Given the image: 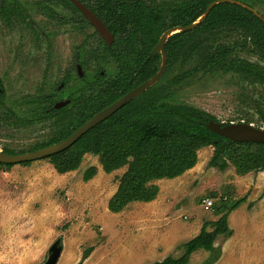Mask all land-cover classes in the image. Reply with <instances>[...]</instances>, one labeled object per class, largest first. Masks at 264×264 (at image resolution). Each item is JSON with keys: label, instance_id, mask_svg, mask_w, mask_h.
<instances>
[{"label": "trees", "instance_id": "trees-1", "mask_svg": "<svg viewBox=\"0 0 264 264\" xmlns=\"http://www.w3.org/2000/svg\"><path fill=\"white\" fill-rule=\"evenodd\" d=\"M82 1L98 8V14L115 34L112 45H107L101 37L97 45L88 47L85 43L83 65L95 60L101 67L92 76L86 74L82 78V95L77 96L76 92L70 95L71 101L61 108L54 107L61 97L58 91L33 92L10 101L0 79V127L48 123L50 132L35 142L30 151L66 139L97 112L159 70L161 53L155 52L154 47L165 30L193 23L210 3L219 1L195 27L168 37L167 67L157 83L90 128L73 144L44 159L61 174L77 169L87 153L99 156L107 173L126 166L116 192L108 201L112 212L122 211L133 201L155 199L160 189L156 181L177 177L194 167L198 151L206 146L213 147L210 167L224 171L234 165L242 175L264 170V142L236 141L222 136L208 127L209 121L222 124L230 121L222 122L202 108L175 100V87L200 72L239 74L264 86V19L249 8L256 6V0ZM241 53L256 56L259 61ZM109 62L115 66L112 74L106 70ZM176 66L181 71L165 82L167 73ZM259 112L264 126V111ZM245 121L252 122L248 118ZM4 151L16 153L8 148ZM13 164L0 162V165ZM97 171L96 165L89 166L83 172V179H91ZM247 199L248 193L235 200L223 196L219 204L212 206L219 217L204 221L196 236L179 245L184 249L181 256L168 255L152 264H189L191 255L199 249L210 252L200 264H214L222 254L221 246L215 244L217 236L233 235L229 214ZM209 226L212 230H208ZM92 250H85L81 263Z\"/></svg>", "mask_w": 264, "mask_h": 264}, {"label": "rangeland", "instance_id": "rangeland-1", "mask_svg": "<svg viewBox=\"0 0 264 264\" xmlns=\"http://www.w3.org/2000/svg\"><path fill=\"white\" fill-rule=\"evenodd\" d=\"M23 1L28 4V0ZM35 1L31 0V5ZM256 9L264 15V0H256ZM31 18L37 26L47 25L52 33L41 39L32 59L29 50L37 49L32 34L26 29L5 28L0 20V78L10 101L28 93L56 90L71 67L76 46L84 39V35L55 27L45 14L33 13ZM241 54L259 61L256 56ZM93 68L91 64L86 70L92 72ZM180 71L178 66L172 68L165 82ZM74 77L73 82L79 83ZM175 100L202 108L224 122L248 118L256 126H263L259 111H264V86L239 74H195L175 87ZM49 132L48 123L0 127V149L30 151ZM212 152V146L201 148L194 167L174 179L157 180L160 191L156 202L135 201L119 214L111 213L108 201L126 166L106 173L99 156L91 153L84 156L77 169L62 174L44 158L0 165V264H43L54 243L62 248L57 264H82L85 260H80L89 248L100 250L94 264H121L130 256V245L138 251L140 244L160 254L153 257L155 261L168 255L179 257L184 251L179 245L198 234L204 221L219 217L213 207L203 206L202 199L210 197L214 204H219L223 196L235 200L247 193V201L235 209L247 215L246 221L236 218L235 222H248V228L232 244L229 237L217 236L215 244L221 246L223 255L217 264H264V170L242 175L230 165L221 171L208 165ZM91 165H96L98 171L85 181L83 172ZM255 183H259L257 189ZM154 211L158 215L152 214ZM253 222L262 224L261 230H256L258 240L252 235L257 234L251 226ZM185 227V240L172 237ZM233 230L234 235L236 229ZM170 238L172 244L166 250L163 244ZM209 254L199 249L191 255L189 264H200ZM150 260L144 264H152Z\"/></svg>", "mask_w": 264, "mask_h": 264}, {"label": "flooded vegetation", "instance_id": "flooded-vegetation-1", "mask_svg": "<svg viewBox=\"0 0 264 264\" xmlns=\"http://www.w3.org/2000/svg\"><path fill=\"white\" fill-rule=\"evenodd\" d=\"M79 1L84 3L89 9H91L99 17V19H101V21L106 25L109 31H111V33L113 34V41L110 44H108L105 41L103 36L97 30L96 26L90 22V20L84 15L83 11L76 5V3L73 0H70V2H68L67 0H54V1L36 0L33 5H31V0L27 1L28 4H24L23 0H0V20L3 23L4 27L8 29L11 28L12 29L18 28L21 30L26 29L29 31L30 34H32L34 38V45L37 47V49L31 50L30 48L29 52L31 53V59L33 58L32 54H34L36 50H39L40 45L42 43L41 39L50 37L52 35V33L47 29L46 27L47 25L40 24L37 26V22L32 21L31 16L33 13L45 14L49 18L48 20L50 21L51 24L53 23L55 27L63 28L64 31L68 30L70 34H74L81 37L84 35L83 42L79 43L76 46L75 51L72 54L71 67L65 71L63 80L60 82L57 88L58 90L57 89L53 90L54 92L58 91L59 95L61 96L59 99L55 101L54 103L55 108H58L55 106V104L59 101L68 100V102L66 103L68 104L71 101V98H69V96L74 95L75 92L77 96L82 95V78H84L86 74L88 76H92L96 72V70L99 67H101L96 63L95 60L94 61L90 60L87 66L83 65V59H84L83 52H84L85 43L86 46L88 45V47H90L91 44L97 45L98 44L97 39L99 37H101L107 45H112V43L115 41V34L113 33L110 25L106 22L105 18H102L98 14L99 9L92 8L90 2L87 3L82 0ZM93 2L95 1H91V3ZM47 4H49L50 6L49 5L47 6ZM31 7H32V12H31ZM249 8L264 19V15L256 9V6ZM88 42H90L91 44H89ZM161 62H162V55H161ZM91 64L94 65L92 72L86 70V68H89ZM114 68L115 66L113 62H109L107 64L106 70H108L109 74H112L115 71ZM101 73L104 74V70H101ZM74 76L77 77L79 83L73 82L75 80ZM249 123H253V122H249ZM262 127L264 128V126Z\"/></svg>", "mask_w": 264, "mask_h": 264}, {"label": "water", "instance_id": "water-1", "mask_svg": "<svg viewBox=\"0 0 264 264\" xmlns=\"http://www.w3.org/2000/svg\"><path fill=\"white\" fill-rule=\"evenodd\" d=\"M76 5L83 11L84 15L90 20L92 24H94L100 34L103 36L105 41L110 44L113 41V34L106 25L99 19V17L89 9L84 3L80 2L79 0H73ZM224 1H232L235 0H224ZM219 1H213L209 4L206 11L193 23L185 25V26H174L162 33L158 43L156 44L154 51L161 52L162 55V62L159 67V70L150 78L139 84L138 86L131 89L129 92L121 96L119 99L105 107L104 109L97 112L91 118H89L85 123H83L79 128H77L70 136L66 139L61 140L60 142L45 146L40 149L31 150L22 153H9L0 149V162L4 163H21L23 161H32L36 159L44 158L52 153H55L59 150H62L69 145L73 144L82 134L87 132L90 128L97 125L102 120L109 117L127 102L153 86L164 74V71L167 67V53H166V41L170 35L175 32L181 30H189L195 27L200 21H202L206 15L209 13L210 9L214 6V4L218 3ZM67 101H59L55 104L56 107H61L65 105ZM208 127L232 140L236 141H255V142H264V128L257 127L253 123L240 121V122H229L226 124H222L221 122L210 120L208 123ZM50 255L45 263L43 264H57L58 259L61 255L62 248L57 244L54 243L49 248Z\"/></svg>", "mask_w": 264, "mask_h": 264}, {"label": "crops", "instance_id": "crops-1", "mask_svg": "<svg viewBox=\"0 0 264 264\" xmlns=\"http://www.w3.org/2000/svg\"><path fill=\"white\" fill-rule=\"evenodd\" d=\"M252 172V171H251ZM260 172V171H259ZM107 173V172H106ZM252 175H253V177H256L257 179H258V177H260V176H255L254 175V173H252ZM174 179V178H173ZM90 180V179H89ZM159 180H166V179H164V178H162V179H159ZM258 180H260V179H258ZM258 186H259V183H255V186H254V188L255 189H257L258 188ZM160 191V190H159ZM159 194V193H158ZM158 194H157V197L155 198V199H153V200H151V201H142V202H156L157 200H158ZM133 202H135V201H133ZM132 203V202H131ZM130 204V203H129ZM128 204V205H129ZM154 210H158L157 208L156 209H154ZM120 212H122V211H120ZM120 212H112L111 211V213L112 214H119ZM158 212H159V210H158ZM152 214H155V215H158V213L157 212H152ZM247 216V215H246ZM246 216H245V213H242V212H240V213H237L236 212V210L234 211H232L230 214H229V224H230V226L232 227V228H235L236 229V232H235V234L234 235H232V236H230L229 238L230 239H228V241H229V243L230 244H232V242L234 241V238H236V236H238L239 235V233L241 232H244L247 228H248V222H243L242 223V225H237L236 223L237 222H235V220H236V218H239V220L240 219H242V220H245L246 221ZM156 223H158L157 221H156ZM150 224H152V223H150ZM249 224H251V223H249ZM261 222L260 223H255V222H253V224L251 225L252 227H253V230L257 233V231L256 230H261ZM250 226V225H249ZM264 226V225H263ZM202 227V226H201ZM200 230H201V228H200ZM200 232V231H199ZM197 235V234H196ZM196 235H192L191 236V238H193L194 236H196ZM253 235V238L254 239H256L257 237H260L259 236V234L257 233V234H252ZM187 237V230H186V227H185V229H181V231H177V232H175L173 235H172V237H174L176 240H185L184 239V237ZM259 239V238H258ZM258 239H256V240H258ZM175 240V241H176ZM179 241L177 242V243H179ZM216 241V240H215ZM228 243V244H229ZM138 244V243H137ZM171 244H172V242H171V238L168 240V242H167V244H163V246H164V248L167 250V249H169L170 247H171ZM155 245V244H154ZM135 246V245H134ZM132 247L133 246H131L130 245V248L128 249V251H130V256H127V258H124V261L121 263V264H144L146 261H148V259L150 258L151 260L150 261H155V259L153 258L154 256H157L158 254L155 252V251H150L146 246H145V248L143 247V245L142 244H140L139 245V248H140V250H138V251H134V250H132ZM151 248H153V247H151ZM224 249H225V247H224ZM99 252H100V250H97V249H93L92 251H91V253H90V255L85 259V261L83 262L84 264H88V263H90V264H94L95 262H96V258L99 256ZM62 253V252H61ZM129 253V252H128ZM194 253H196V252H194ZM193 253V254H194ZM224 254V253H223ZM160 255V254H159ZM61 256V255H60ZM222 256L223 255H221V257H220V259L218 260V261H220L221 260V258H222ZM157 260H159V259H157ZM156 260V261H157ZM218 261L217 262H215L214 264H217L218 263ZM262 261V260H261ZM82 263V264H83Z\"/></svg>", "mask_w": 264, "mask_h": 264}, {"label": "built area", "instance_id": "built-area-1", "mask_svg": "<svg viewBox=\"0 0 264 264\" xmlns=\"http://www.w3.org/2000/svg\"><path fill=\"white\" fill-rule=\"evenodd\" d=\"M202 204L206 209H210L214 204V200L213 198L207 197L202 199Z\"/></svg>", "mask_w": 264, "mask_h": 264}]
</instances>
